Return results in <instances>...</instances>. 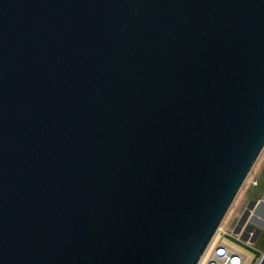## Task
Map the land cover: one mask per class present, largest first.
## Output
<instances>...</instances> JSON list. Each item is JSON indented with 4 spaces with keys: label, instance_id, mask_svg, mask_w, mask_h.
<instances>
[{
    "label": "water",
    "instance_id": "1",
    "mask_svg": "<svg viewBox=\"0 0 264 264\" xmlns=\"http://www.w3.org/2000/svg\"><path fill=\"white\" fill-rule=\"evenodd\" d=\"M263 148L264 0H0V264H198Z\"/></svg>",
    "mask_w": 264,
    "mask_h": 264
},
{
    "label": "rangeland",
    "instance_id": "2",
    "mask_svg": "<svg viewBox=\"0 0 264 264\" xmlns=\"http://www.w3.org/2000/svg\"><path fill=\"white\" fill-rule=\"evenodd\" d=\"M263 169L264 148L246 178L243 186L239 190L230 209L225 215L219 231L211 240L198 264H204L205 260L210 256L213 246H215L218 242H222L226 245H233L237 249L244 252L252 260H256L258 258L259 254L246 246H249L248 243L255 246V235L258 230H263L261 229V224H259L257 220L253 219V217L257 214L256 208L252 206V200L254 199L250 198L253 185H256L259 179H261ZM248 210L249 213L247 212Z\"/></svg>",
    "mask_w": 264,
    "mask_h": 264
},
{
    "label": "built area",
    "instance_id": "3",
    "mask_svg": "<svg viewBox=\"0 0 264 264\" xmlns=\"http://www.w3.org/2000/svg\"><path fill=\"white\" fill-rule=\"evenodd\" d=\"M249 246H252L251 244L248 243ZM253 249L259 254L258 258L253 261L252 264H259L260 260L264 254L263 250H260L256 248L255 246H252ZM221 250V251H227L230 254H233V259L235 260L236 264H243L244 263V256L239 253L238 251L234 250L232 247L222 243L218 242L215 246H213V250L210 254V256L205 260L204 264H221L218 259L216 258V251ZM223 264H226L225 262Z\"/></svg>",
    "mask_w": 264,
    "mask_h": 264
},
{
    "label": "trees",
    "instance_id": "4",
    "mask_svg": "<svg viewBox=\"0 0 264 264\" xmlns=\"http://www.w3.org/2000/svg\"><path fill=\"white\" fill-rule=\"evenodd\" d=\"M264 194V169L262 171L261 179L257 182L256 185H253L252 193L250 198L258 201L262 198ZM255 247L264 251V231L262 230L255 240Z\"/></svg>",
    "mask_w": 264,
    "mask_h": 264
},
{
    "label": "crops",
    "instance_id": "5",
    "mask_svg": "<svg viewBox=\"0 0 264 264\" xmlns=\"http://www.w3.org/2000/svg\"><path fill=\"white\" fill-rule=\"evenodd\" d=\"M258 214L256 215L257 216V218H259V219H263L264 218V205L261 207V209H260V212H257ZM261 215V216H260ZM254 218V217H253ZM257 218H255L254 220H256ZM261 229H263V228H261ZM258 230V229H257ZM264 230V229H263ZM259 231V230H258ZM262 230H260V232H261ZM259 236V235H258ZM257 236V237H258ZM257 239V238H256ZM256 239H254V240H256ZM228 246H230V247H232L234 250H236V251H238L239 253H241L243 256H244V263L243 264H252L253 263V261L254 260H252V259H250L244 252H242L241 250H239V249H237L236 247H234L233 245H229V244H227ZM246 247H248L249 249H252V250H254L253 249V247L252 246H246ZM255 251V250H254ZM259 256V255H258Z\"/></svg>",
    "mask_w": 264,
    "mask_h": 264
},
{
    "label": "clouds",
    "instance_id": "6",
    "mask_svg": "<svg viewBox=\"0 0 264 264\" xmlns=\"http://www.w3.org/2000/svg\"><path fill=\"white\" fill-rule=\"evenodd\" d=\"M216 258L221 264H223L224 262L226 264H236L235 260L233 259V254H230L229 252L224 251V250L216 251Z\"/></svg>",
    "mask_w": 264,
    "mask_h": 264
},
{
    "label": "bare ground",
    "instance_id": "7",
    "mask_svg": "<svg viewBox=\"0 0 264 264\" xmlns=\"http://www.w3.org/2000/svg\"><path fill=\"white\" fill-rule=\"evenodd\" d=\"M262 206L263 205H261L260 207L256 208V214H258L257 212H260V209H261ZM256 220H257V222L259 224H264V219H256ZM220 227H221V225L219 226L218 231H219Z\"/></svg>",
    "mask_w": 264,
    "mask_h": 264
}]
</instances>
